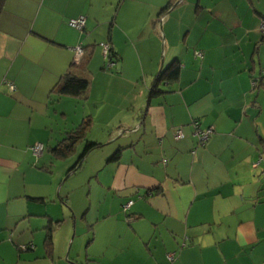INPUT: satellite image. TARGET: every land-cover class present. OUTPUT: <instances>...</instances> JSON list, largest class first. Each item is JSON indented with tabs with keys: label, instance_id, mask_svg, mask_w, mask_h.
Returning <instances> with one entry per match:
<instances>
[{
	"label": "crops",
	"instance_id": "obj_1",
	"mask_svg": "<svg viewBox=\"0 0 264 264\" xmlns=\"http://www.w3.org/2000/svg\"><path fill=\"white\" fill-rule=\"evenodd\" d=\"M263 17L264 0H2L0 264H264ZM91 45L86 96L53 94ZM80 124L101 145L54 156Z\"/></svg>",
	"mask_w": 264,
	"mask_h": 264
},
{
	"label": "trees",
	"instance_id": "obj_2",
	"mask_svg": "<svg viewBox=\"0 0 264 264\" xmlns=\"http://www.w3.org/2000/svg\"><path fill=\"white\" fill-rule=\"evenodd\" d=\"M2 5V0H0V7ZM170 4L166 10L171 6ZM262 20L260 21V23ZM83 48V54L80 58V60L73 64L72 67H70L66 73H64L60 79L57 81V83L53 86L52 88V93L55 94L56 96H72V97H84L86 96L88 87H89V77H88V62L90 59L91 55V50H92V45ZM110 61L114 63L117 58V54L112 50L110 47ZM108 62V61H107ZM179 74V65L178 63H172L170 66H168L165 70H162L158 73V75L155 78V82L152 88V95L157 94L158 92H162V89L157 86L158 83H170L174 80L177 79ZM259 80V79H258ZM198 123V127H200V123L198 120H194L192 122V125L194 126V123ZM195 128V126H194ZM85 129H86V124H80L79 126L75 127L72 130H69L63 137L62 140H60L53 148H52V153L54 156L59 157V158H64L68 154L72 153L74 150L76 144L79 142H83V149L79 155V160L76 163L78 165L87 155L89 151L92 149L99 147L101 144L87 139L85 136ZM205 130V129H202ZM196 136V135H195ZM197 138V143L199 141L198 137ZM44 151V150H43ZM118 155H114V158H117ZM75 166L72 168L74 169ZM123 208V207H122ZM51 229H49L48 236H47V241H50V234H51ZM23 249V248H22ZM24 249H27L25 247Z\"/></svg>",
	"mask_w": 264,
	"mask_h": 264
},
{
	"label": "built area",
	"instance_id": "obj_3",
	"mask_svg": "<svg viewBox=\"0 0 264 264\" xmlns=\"http://www.w3.org/2000/svg\"><path fill=\"white\" fill-rule=\"evenodd\" d=\"M84 18L83 17H78L75 19H72L69 22V25L73 28H77V29H83L84 26ZM101 46L103 47V56L105 59L108 60V65H112L113 63L110 61V45L108 43H101ZM83 54V48L81 46L76 47V55H75V61H79V59L81 58ZM198 55H200V53H197ZM10 88H13V85L10 84ZM194 134L198 137L199 141H198V145L202 146L204 145V143L208 140V138L210 137V135L213 132V128L208 127L205 130H202L198 127V123L195 122L194 123ZM181 137V132L178 131L176 134V138ZM32 152L34 155L39 156L43 153L44 150V144L41 142H35L32 144L31 146ZM262 159V157H261ZM133 203V200H129L127 201L124 205H123V211H128L129 208L131 207ZM23 249L25 247H22Z\"/></svg>",
	"mask_w": 264,
	"mask_h": 264
},
{
	"label": "rangeland",
	"instance_id": "obj_4",
	"mask_svg": "<svg viewBox=\"0 0 264 264\" xmlns=\"http://www.w3.org/2000/svg\"><path fill=\"white\" fill-rule=\"evenodd\" d=\"M260 30L264 32V17L262 18V22L260 24ZM80 60V59H79ZM78 62V61H77Z\"/></svg>",
	"mask_w": 264,
	"mask_h": 264
},
{
	"label": "water",
	"instance_id": "obj_5",
	"mask_svg": "<svg viewBox=\"0 0 264 264\" xmlns=\"http://www.w3.org/2000/svg\"><path fill=\"white\" fill-rule=\"evenodd\" d=\"M181 0H178V2H180Z\"/></svg>",
	"mask_w": 264,
	"mask_h": 264
}]
</instances>
